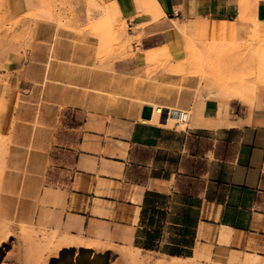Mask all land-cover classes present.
I'll return each instance as SVG.
<instances>
[{
	"label": "crops",
	"instance_id": "0c3cea01",
	"mask_svg": "<svg viewBox=\"0 0 264 264\" xmlns=\"http://www.w3.org/2000/svg\"><path fill=\"white\" fill-rule=\"evenodd\" d=\"M93 2L127 27L112 50L43 16L0 64L6 209L34 217L44 199L45 222L97 226V238L115 229L128 247L175 260L264 257V90L220 102L183 75L207 35L194 28L228 24L229 39L249 42L241 9L264 24V0ZM152 105L187 113L186 128L142 122Z\"/></svg>",
	"mask_w": 264,
	"mask_h": 264
},
{
	"label": "rangeland",
	"instance_id": "374dc122",
	"mask_svg": "<svg viewBox=\"0 0 264 264\" xmlns=\"http://www.w3.org/2000/svg\"><path fill=\"white\" fill-rule=\"evenodd\" d=\"M115 15L113 9L99 7L93 0H0V64L17 55L27 44L31 23L43 16H57L59 20H66L67 27L76 25L74 27L79 32L94 33L100 48L112 50L118 41L114 33L122 32L127 36V27L124 22H115ZM240 20L252 22L249 42L237 43L229 39L232 28L228 24H220L227 27L228 33L211 32L209 29L215 24L194 28L207 35L199 43L200 56L191 57V70L183 73L196 76L207 96L216 97L220 102L235 98V93L264 90L261 86L264 85V24L258 23L254 16H247L244 8L241 9ZM209 35L226 36L218 40ZM194 44L190 42L187 48L193 49ZM119 48L130 50L129 40L120 43ZM158 51L154 52L153 59H145V62L156 60ZM0 188V264H129L127 253L135 255L140 264H216L215 259L203 254L194 261L175 260L134 250L120 239L121 232L115 229H105L107 236L97 238L92 234L97 226L77 230L65 228L60 219L50 217L45 222L46 213L43 212L49 209L50 204L44 199L38 201L34 217L22 211L14 215L6 209L5 197L1 198L4 195L2 186ZM22 221L25 224L21 228ZM3 233L9 235L4 236ZM46 239L52 240L51 243ZM38 241L42 245L40 249L36 246ZM228 264H264V257L245 254L242 259L231 258Z\"/></svg>",
	"mask_w": 264,
	"mask_h": 264
},
{
	"label": "bare ground",
	"instance_id": "6f19581e",
	"mask_svg": "<svg viewBox=\"0 0 264 264\" xmlns=\"http://www.w3.org/2000/svg\"><path fill=\"white\" fill-rule=\"evenodd\" d=\"M218 25V24H217ZM220 25V24H219ZM216 26L213 25L210 27V31L211 32H216V33H228L229 31L223 26L225 24H223L222 26ZM229 26V25H228ZM148 55V54H147ZM153 59V58H152ZM150 60V59H149ZM145 61V60H144ZM237 98H240V95L241 94H238V93H235L234 94ZM245 96V95H244ZM235 97V98H236ZM151 108V118L149 120H143L142 122H147V123H151V124H156V125H159V126H163L165 128L167 127H173V128H180L181 130H183L185 127H186V122H187V113H185L184 111H181V110H177V109H174V108H163V107H160V106H155V105H152L150 106ZM162 110H168L169 114H168V117L167 119L165 118L162 123L159 122V119H160V113L162 112ZM186 118V121L184 122L183 121V118ZM142 120V119H141ZM161 120V119H160ZM5 195V194H4ZM3 194L1 195V198L4 199V196ZM1 201V200H0ZM2 205V204H1ZM1 213V212H0ZM28 218V217H27ZM20 220V219H19ZM28 220V219H27ZM21 222V221H19ZM30 223V222H29ZM25 224V221L21 223V228L24 226ZM9 233V232H8ZM7 233V234H8ZM5 234L4 236H6L7 234L6 233H3ZM9 235V234H8ZM46 238V237H45ZM44 238V239H45ZM1 239V238H0ZM42 240V239H41ZM46 240H49V239H46ZM34 241V240H33ZM40 241V240H39ZM38 241V243L36 244L37 248H42V245H40V242ZM52 241V240H51ZM51 241L49 240V243H51ZM42 242V241H41ZM48 243V244H49ZM43 244V243H42ZM34 245V244H33ZM46 246L47 243H45ZM52 245V244H51ZM31 246V245H30ZM36 246H33V248ZM41 246V247H40ZM50 246V244H49ZM53 246V245H52ZM27 249V248H26ZM49 249V247H48ZM51 251V250H50ZM125 260V259H124ZM127 261L129 264H140V262H138V259L135 255L133 254H130V253H127Z\"/></svg>",
	"mask_w": 264,
	"mask_h": 264
},
{
	"label": "water",
	"instance_id": "95a60500",
	"mask_svg": "<svg viewBox=\"0 0 264 264\" xmlns=\"http://www.w3.org/2000/svg\"><path fill=\"white\" fill-rule=\"evenodd\" d=\"M151 108L150 107H148V106H144L143 108H142V112H141V116H140V118L142 119V120H149L150 118H151ZM163 121V120H162Z\"/></svg>",
	"mask_w": 264,
	"mask_h": 264
},
{
	"label": "built area",
	"instance_id": "2783aa9c",
	"mask_svg": "<svg viewBox=\"0 0 264 264\" xmlns=\"http://www.w3.org/2000/svg\"><path fill=\"white\" fill-rule=\"evenodd\" d=\"M168 114H169L168 110L167 111L166 110H162V112L160 113V119L161 120H164L165 118L167 119ZM183 121L184 122L186 121L185 117L183 118Z\"/></svg>",
	"mask_w": 264,
	"mask_h": 264
}]
</instances>
